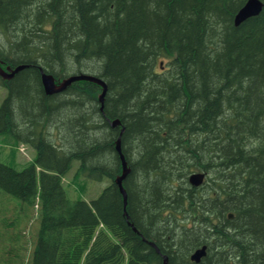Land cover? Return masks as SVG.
<instances>
[{
  "label": "trees",
  "instance_id": "16d2710c",
  "mask_svg": "<svg viewBox=\"0 0 264 264\" xmlns=\"http://www.w3.org/2000/svg\"><path fill=\"white\" fill-rule=\"evenodd\" d=\"M245 2L0 0V60L28 65L0 78V136L36 154L17 168L0 146V191L37 213L29 264H264V6L236 26ZM38 66L57 81L96 70L103 109L89 81L46 95ZM72 161L75 176L108 181L96 198L68 197ZM193 171L206 173L199 187Z\"/></svg>",
  "mask_w": 264,
  "mask_h": 264
},
{
  "label": "rangeland",
  "instance_id": "374dc122",
  "mask_svg": "<svg viewBox=\"0 0 264 264\" xmlns=\"http://www.w3.org/2000/svg\"><path fill=\"white\" fill-rule=\"evenodd\" d=\"M8 39L9 36L0 31V47H4L7 51L10 47ZM85 72L93 74L96 73V70L89 69ZM7 92V88L0 85V104L7 95ZM38 111L39 108L34 107L31 115L38 113ZM17 114H19V110L16 108V117ZM61 115L63 116L58 117V120H65L67 121V124H69L68 122H71L69 119H74L76 118L75 116H77L76 114H73L70 117L68 111L62 112ZM19 120H17L16 127L18 133L23 134V132H25L23 130L31 129L29 124H23V122ZM53 125L54 123L51 125V128ZM60 129L62 130V128ZM62 134L63 133L61 132L60 135ZM23 139L24 138L21 137L17 139V137H13V135L9 134L0 136V146L3 148L2 153L8 155L10 154V151H13L17 168H21L24 164L32 161L36 155L30 144ZM0 159L7 162L10 160V158L4 159L2 157H0ZM77 167V161L71 162V169L63 178V185L67 189L68 197L70 199L79 198L86 201L96 198L103 187L107 184V181H93L84 177L81 173H78L75 176ZM138 184L141 186L140 181ZM9 203L12 204L10 210H8V207L10 208V206H8ZM7 211L8 214L11 211L13 213V216L10 219L5 215ZM27 213L28 211L24 210L21 201L0 191V264H29L28 261L32 254L34 244L36 243L39 220L37 217L28 220L26 218ZM32 215H35V212L30 210L29 216L31 217Z\"/></svg>",
  "mask_w": 264,
  "mask_h": 264
},
{
  "label": "water",
  "instance_id": "95a60500",
  "mask_svg": "<svg viewBox=\"0 0 264 264\" xmlns=\"http://www.w3.org/2000/svg\"><path fill=\"white\" fill-rule=\"evenodd\" d=\"M263 2L261 0H247L244 5L237 11L234 17V24L237 26L243 21L247 20L250 17L258 15L263 8ZM28 65L26 64H21L16 66L15 68H10L7 67L6 70L2 69L0 66V76L3 79H11L16 73H18L20 70L24 69ZM39 73H40V78H41V84L43 87V90L46 95H53L57 94L60 92H63L67 89L68 86H70L73 82L76 81H90L93 83H96L99 85L102 89L98 101L100 103V110L103 109V102H104V97L106 94L107 90V85L105 81H103L101 78L90 75V74H85V73H80V74H73L68 76L67 78L63 79L60 82H56L55 78L52 74L46 73L43 71V69L40 67L39 68ZM111 127H115L120 125L119 119H114L113 121L110 122ZM124 128L122 127L120 129L119 136L116 140V151L120 155V159L122 161V172L119 176L116 177L115 182L118 185L120 192L122 193L123 196V202L124 205L127 204V194L126 191L123 187V181L127 177V175L130 172V168L127 166V162L125 161V158L121 152V147H120V135L122 134ZM204 180V174L201 172L198 173H192L188 177V182L192 186H200ZM133 227V226H132ZM135 230V228L133 227ZM151 246L154 247L155 251L158 254H161L158 247L155 246L153 242H149ZM205 249L206 247L203 246L200 249H197L192 255H191V260L194 262H199L200 259L205 255ZM162 257V264H167L168 258L166 255L161 254Z\"/></svg>",
  "mask_w": 264,
  "mask_h": 264
},
{
  "label": "bare ground",
  "instance_id": "6f19581e",
  "mask_svg": "<svg viewBox=\"0 0 264 264\" xmlns=\"http://www.w3.org/2000/svg\"><path fill=\"white\" fill-rule=\"evenodd\" d=\"M120 132V131H119ZM80 170H81V167H80ZM89 170V169H88ZM83 172V171H82ZM27 235V234H26Z\"/></svg>",
  "mask_w": 264,
  "mask_h": 264
}]
</instances>
